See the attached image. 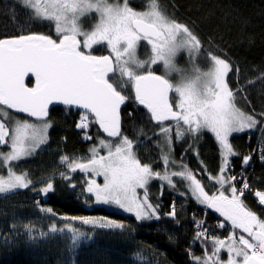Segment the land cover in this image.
<instances>
[{
  "label": "snow or ice",
  "instance_id": "snow-or-ice-1",
  "mask_svg": "<svg viewBox=\"0 0 264 264\" xmlns=\"http://www.w3.org/2000/svg\"><path fill=\"white\" fill-rule=\"evenodd\" d=\"M18 2L29 11L30 19L54 22L58 35L53 38L29 32L0 37V113L8 115L6 109H12L37 121L30 123L12 120L11 117L0 121V146L11 149L7 153L0 152V163L9 165L7 177L0 176V194L28 189L33 184L27 173L16 174L10 162L29 157L46 144L52 127L50 106L60 103L79 110L76 128L84 133L82 140H95L87 150L88 155L79 158L83 162H78L76 157H60L61 163L67 165V171L78 172L85 177L80 182L82 194L94 197L96 204L118 207L126 214H132L138 222L159 220L160 205L151 202L150 183L159 178L174 188L173 177H181L187 184L185 192L180 195H190L204 206L205 212L211 210L218 214L222 219H218L216 228L232 229L226 239L209 238L206 218H193L197 231L188 247L190 264H264V218L258 217L245 204V193L250 191L249 181L243 173L231 174L233 165L230 161V157L238 155L233 151L230 137L246 129H254L257 114H247L236 107L237 96L243 89L230 87L226 79L232 68L229 61L208 52L211 61L208 71L201 72L194 65L191 76L183 75L174 63L175 58L179 53L187 52L195 60L197 55L203 54L201 41L189 27L169 19L157 9L155 0L148 11L134 10L129 0L113 4L108 0ZM93 11L99 14V21L91 31H82L80 18ZM142 41L150 46L151 55L146 61L137 58ZM94 46L107 48L109 54L94 55ZM158 63H162L169 72L181 73L180 83L174 86L151 70L142 74L138 72L145 65ZM117 72L120 79L134 89L137 107L143 106L149 119L160 127L162 162L169 167H178L180 171L161 173L154 170L155 161L145 163L138 157L139 140L129 138L122 129L121 106L130 97L118 90L119 84L114 86V82H110ZM30 74L35 78L34 87L25 84V78ZM173 92L177 98H170ZM243 99L247 102L246 96ZM135 111L137 108H130L128 115L131 117ZM258 115L264 120V111ZM92 125L106 133L107 138L100 139L99 132L95 137L88 134L85 130ZM206 131L213 134L218 142L221 161L219 174L211 178L213 186H219L212 194L206 191L207 185L187 167L183 158L179 164L171 159L173 137L176 141L190 138L195 144ZM192 146L189 145V150ZM259 158L264 162V146L260 148ZM250 160V155L244 156L243 165L247 166ZM202 170L208 171L206 167ZM60 176L66 182L73 179L66 173H60ZM98 178L103 182H98ZM52 180L49 177L43 193L49 194L54 189ZM238 182L242 183L241 187L236 186ZM69 187L75 190L76 185L69 183ZM254 195L264 207V192L257 191ZM41 210L53 212L51 208ZM165 215L176 217L175 201ZM64 219L91 226L93 230L124 227L107 217L84 215ZM23 228L33 243L49 236V232L44 231L34 234V226L30 224L23 225ZM15 230L16 225H11L10 231ZM65 230L72 233L75 246L79 245L81 238L85 242L92 239L73 228L72 224H66L63 229L56 225L50 228L52 234ZM3 239L6 246H13L7 237ZM197 243L205 252L202 257L191 251ZM209 244L212 246L210 254L207 252ZM222 250L228 254L227 261L220 259Z\"/></svg>",
  "mask_w": 264,
  "mask_h": 264
},
{
  "label": "trees",
  "instance_id": "trees-1",
  "mask_svg": "<svg viewBox=\"0 0 264 264\" xmlns=\"http://www.w3.org/2000/svg\"><path fill=\"white\" fill-rule=\"evenodd\" d=\"M147 1L149 0H129L130 6L140 11L147 8ZM108 2L123 3V0ZM155 6L169 19L184 24L198 36L203 54L198 55L197 60L210 58L207 53L212 52L229 61L232 68L226 79L232 89H243L237 96L236 107L247 114H257L254 117L257 120L254 129L230 137L233 151L238 153L230 157V161L233 165L231 174L243 173V177L249 181L250 191L245 193V204L258 217L264 218V207L254 195L257 191L264 192V162L256 152L250 155L255 146L257 149L264 146V120L258 115L264 111V0H155ZM29 32L57 37L53 22L30 19L29 11L22 7L18 0H0V37ZM105 52V47L94 49L96 54L102 55ZM150 55L151 51L145 49L142 59H148ZM149 70L163 73L160 65L152 66ZM26 83L33 86L34 79L30 78ZM116 84H119L118 90L122 91V94L130 97L121 109L124 133L134 141L139 140L137 155L143 162L155 161L154 169H161L160 142L153 139L158 137L157 123L149 120L147 124L142 125L139 122L140 114H137L136 119L130 117L128 112L134 105V96L126 91L131 87L123 80L114 83V86ZM244 96L247 97V102L243 99ZM13 115L22 120L30 119L26 114L14 110ZM49 117L52 127L49 129L46 144L41 145L31 156L10 162L13 171L17 174L27 173L33 184L28 189L0 194V264H190L188 247L197 231L193 218H206V227L211 229L209 238H226L232 231L230 227L216 228L218 219H222L218 214L209 210L204 216V206L199 205L190 195H180L186 189L183 180L177 181V188L169 187L159 178L151 182L150 199L154 205H160L159 220L138 222L132 214L94 205L93 197L89 198L87 193L82 194L80 182L85 177L78 172L73 174L67 171V166L61 163L60 157H76L78 162H82L79 158L88 155L87 150L95 140H82L84 133L76 128L79 120L76 111L54 107L49 112ZM4 120L8 119L4 117ZM85 131L94 137L99 132L100 139L107 138V134L95 125ZM190 144L193 145L191 150ZM10 150V147L0 146V152L7 153ZM173 155L178 163L183 158V162L197 174V178H202L209 194L219 187L213 186L214 181H211L213 176L219 174L221 162L219 145L213 134L206 131L195 144L190 138L176 141L173 137ZM249 155L251 160L244 166L243 157ZM200 161H203V164ZM8 167L9 165L0 163V175L6 174ZM204 167L207 172L202 170ZM60 173L72 175V181H64ZM49 177L53 178L54 189L45 194L42 189L48 183ZM69 183L76 185L75 190L69 187ZM239 184L240 182L236 186ZM173 201L177 215L170 218L165 214L170 211ZM40 208H51L52 213L71 217H107L122 223L124 227L93 230L92 227L74 223L73 228L86 233L92 239L85 242V239L81 238L79 245L75 246L71 236L63 232L49 233L48 237L33 243L24 233L23 225L30 224L34 229L45 230L48 222ZM177 220L179 224L176 223ZM48 221L49 224L54 223L52 218ZM13 224L16 225V230L10 231ZM61 225L63 226V222L57 227ZM34 234H37L36 231ZM3 237H7L13 246H6ZM211 250L212 246L209 244L207 252L210 254ZM191 251L198 257L205 255L199 243L195 244Z\"/></svg>",
  "mask_w": 264,
  "mask_h": 264
},
{
  "label": "rangeland",
  "instance_id": "rangeland-1",
  "mask_svg": "<svg viewBox=\"0 0 264 264\" xmlns=\"http://www.w3.org/2000/svg\"><path fill=\"white\" fill-rule=\"evenodd\" d=\"M110 3V2H108ZM148 3V6L145 10H142V11H148L151 9L152 5H153V0H149L147 1ZM112 4V3H110ZM133 8V7H132ZM134 10L136 11H140L138 9H135L133 8ZM99 21V14L98 13H95L94 11L92 13H89V14H86L85 16L81 17L80 18V27H81V30L82 31H91L93 26ZM54 23V22H53ZM55 27V26H54ZM56 35H58L56 32H55ZM95 47V46H94ZM139 48V47H138ZM140 51L137 50V58L139 60H142V56L140 57ZM198 56V55H197ZM198 58L196 57V61L191 59L188 55L187 52H181L177 55V57L175 58L174 60V63L176 64V66L182 70V74L185 75V76H191L193 74V70H194V65L196 68H199V70L201 72H206L209 70V68L211 67V61H210V58L208 59H205V58H200L199 60H197ZM146 61V60H145ZM156 65H161L162 67V70H163V73H164V77L166 79H168L174 86L179 84L180 83V80H181V73H177V72H169L165 66L162 64V63H158ZM152 66H155V65H145V67L143 69H138V72H140L142 74V72L144 71H147L149 70ZM8 115H4L3 113H0V121H5L4 120V117H6L7 119H9V117L12 118V120H21V121H28L30 123H36V118H31L30 119H25V120H22V119H18L16 118L14 115H13V110L12 109H6ZM16 111V110H14ZM246 130H251V129H246ZM49 136V135H48ZM48 141V140H47ZM162 141H163V137L160 136V139H159V142H160V150H159V160L161 162V165H162V168L158 169L155 168L154 170L155 171H158V172H161L163 173L164 171H168V172H176V171H180V169L178 167H169L168 165H165L163 162H162V157H161V147H162ZM167 149H165L166 151ZM171 159L174 160V155H173V152H172V157ZM83 162V161H82ZM177 164H179L177 161H176ZM66 165V164H65ZM67 166V165H66ZM17 174V173H16ZM8 175V172H6V174L4 175H0V176H4L5 178L7 177ZM18 175H21V174H18ZM183 180V178L181 177H173V184L174 186L176 187V184H177V181H181ZM162 181V180H161ZM184 181V180H183ZM98 182L102 183V178H98ZM185 184H183L185 187H186V184H187V181H184ZM163 183H166V181H163ZM181 183V182H180ZM151 184V183H150ZM177 188V187H176ZM94 200V197L93 199ZM94 205L96 206H103V207H106L108 209H111V210H114V211H117V212H121V213H125L123 212L122 210H120L118 207H115V206H104V205H99V204H96L95 201H94ZM41 209H46V208H40ZM41 213L45 215V218H46V222H48V226H45L46 229L45 230H42V229H35L36 233L38 234L40 231H44V232H50V228L52 227V225H57L58 224H62L63 222V226L61 225L60 227H57L58 229H63L65 227V223H69V224H74L71 220H66L64 219V217H71V216H65V215H58V214H55V213H47V212H44L41 210ZM94 217H98V218H101L100 216H94ZM50 218H52V220L54 221L53 224H49L50 221H48ZM111 220V219H110ZM76 223H79V222H76ZM82 225V224H81ZM85 226V225H84ZM91 227V226H89ZM66 234H69L71 237H72V233L68 232L67 230L64 231ZM232 232V231H231ZM63 233V232H62ZM230 234V233H229ZM228 234V235H229ZM227 238V237H226ZM226 238H222V239H226ZM211 253V252H210ZM220 259L222 261H227L228 260V254L226 252V250H222L221 251V254H220ZM237 259H240V258H237Z\"/></svg>",
  "mask_w": 264,
  "mask_h": 264
},
{
  "label": "flooded vegetation",
  "instance_id": "flooded-vegetation-1",
  "mask_svg": "<svg viewBox=\"0 0 264 264\" xmlns=\"http://www.w3.org/2000/svg\"><path fill=\"white\" fill-rule=\"evenodd\" d=\"M139 48H138V51H140V53L139 54H141V56L143 55V52L145 51V49H147L149 52H150V46H147L146 45V43L145 42H141V44L138 46ZM96 48H98L99 49V47H94V49H96ZM94 49L92 50V52H93V54L94 55H100V54H96V53H94ZM107 49V48H106ZM107 54H109V50L107 49V52H105L104 54H102V55H107ZM149 59V58H148ZM148 59H144V60H148ZM196 59V58H195ZM143 60V59H142ZM196 61V60H195ZM160 67H161V65H160ZM143 73V72H142ZM155 73V72H154ZM155 74H157V75H162V76H165L164 75V73H162V74H160V73H155ZM30 78H33L34 79V85H35V78L33 77V76H31V74L29 75V77H26L25 78V84H26V86H28V87H34V85L33 86H31V85H27V80L28 79H30ZM125 80H126V78H124ZM121 79H120V77H119V73L117 72L116 73V75L112 78V81L114 82V83H118L119 81H120ZM111 82V81H110ZM127 85H129L131 88H129L127 91H126V93L128 92V93H132L133 94V96H134V89L132 88V86H131V84H129V83H126ZM170 98H177V94H175L174 92L173 93H171L170 94ZM132 102H133V106H131V108H137V109H139V110H137V111H135V112H133L132 113V116L131 117H133L134 119H136L137 118V114H140V120H139V122L143 125V123L144 124H147V122L150 120L149 119V117H148V114L146 113V111L143 109V106H139V107H137V102L135 101V99H134V97L132 98ZM54 107H60V108H67V109H72V110H74V111H76V113L78 114V116H79V110H77V109H74V108H71V107H68V106H60V105H55V106H51L50 107V111L49 112H51L52 111V109L54 108ZM121 109H122V106H121ZM133 119V120H134ZM153 122H155V121H153ZM155 123H157V122H155ZM159 133H160V127H158V132H156V134H158V135H156V136H158V137H154L153 139H157L158 141H159V139H160V136L161 135H159Z\"/></svg>",
  "mask_w": 264,
  "mask_h": 264
},
{
  "label": "built area",
  "instance_id": "built-area-1",
  "mask_svg": "<svg viewBox=\"0 0 264 264\" xmlns=\"http://www.w3.org/2000/svg\"><path fill=\"white\" fill-rule=\"evenodd\" d=\"M262 146H263V145H262ZM258 147H259V144H258ZM254 152H256L257 154H259L260 149H257V146H255V147L252 149L250 155H253ZM257 154H256V155H257ZM241 186H242V183H240L237 187H241ZM160 204L163 205V202L160 201ZM205 214H207V212H205L204 209H203V215L205 216ZM210 233H211V229H210Z\"/></svg>",
  "mask_w": 264,
  "mask_h": 264
},
{
  "label": "water",
  "instance_id": "water-1",
  "mask_svg": "<svg viewBox=\"0 0 264 264\" xmlns=\"http://www.w3.org/2000/svg\"><path fill=\"white\" fill-rule=\"evenodd\" d=\"M55 105H60V106H64V105H62V104H60V103H56ZM55 105H54V106H55ZM50 107H51V106H50Z\"/></svg>",
  "mask_w": 264,
  "mask_h": 264
}]
</instances>
